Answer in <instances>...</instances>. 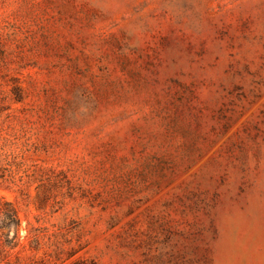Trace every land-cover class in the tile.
Listing matches in <instances>:
<instances>
[{
  "label": "rangeland",
  "instance_id": "rangeland-1",
  "mask_svg": "<svg viewBox=\"0 0 264 264\" xmlns=\"http://www.w3.org/2000/svg\"><path fill=\"white\" fill-rule=\"evenodd\" d=\"M0 264H264V0H0Z\"/></svg>",
  "mask_w": 264,
  "mask_h": 264
}]
</instances>
